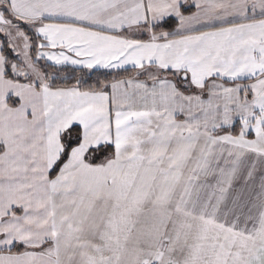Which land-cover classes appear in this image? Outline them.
Listing matches in <instances>:
<instances>
[{
  "label": "snow or ice",
  "instance_id": "1",
  "mask_svg": "<svg viewBox=\"0 0 264 264\" xmlns=\"http://www.w3.org/2000/svg\"><path fill=\"white\" fill-rule=\"evenodd\" d=\"M0 264H264V0H0Z\"/></svg>",
  "mask_w": 264,
  "mask_h": 264
}]
</instances>
